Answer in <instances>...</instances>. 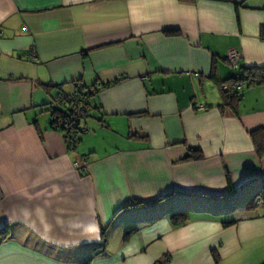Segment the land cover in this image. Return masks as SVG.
Returning a JSON list of instances; mask_svg holds the SVG:
<instances>
[{"label": "crops", "instance_id": "0c3cea01", "mask_svg": "<svg viewBox=\"0 0 264 264\" xmlns=\"http://www.w3.org/2000/svg\"><path fill=\"white\" fill-rule=\"evenodd\" d=\"M261 66L264 0H0V264H264V84L219 86ZM93 86L69 149L56 89Z\"/></svg>", "mask_w": 264, "mask_h": 264}, {"label": "built area", "instance_id": "2783aa9c", "mask_svg": "<svg viewBox=\"0 0 264 264\" xmlns=\"http://www.w3.org/2000/svg\"><path fill=\"white\" fill-rule=\"evenodd\" d=\"M28 57L31 61H38L36 52L31 49L28 52ZM241 55L235 50H229L225 59L233 70L239 67L238 60ZM198 76V73H195ZM245 83H236L234 88L236 91L245 87ZM222 89H227V86L222 85ZM98 90L97 86L88 87L85 90H75L72 92H65L60 87L56 89L57 99L66 107L67 115H54L49 118V123L52 127L61 130L68 141V148L74 149L81 139V135L87 130L86 126L82 123L83 120L90 116V103L89 98L93 96ZM195 95V94H194ZM190 108L193 110H204L206 107L200 103H191ZM74 167L83 173L88 172V162L86 157L80 155L78 161L74 163ZM166 260L163 264H166Z\"/></svg>", "mask_w": 264, "mask_h": 264}, {"label": "trees", "instance_id": "16d2710c", "mask_svg": "<svg viewBox=\"0 0 264 264\" xmlns=\"http://www.w3.org/2000/svg\"><path fill=\"white\" fill-rule=\"evenodd\" d=\"M170 34H175V31H170ZM237 69H240L239 67ZM236 83H245L247 87L264 84V66L261 67H244L241 76L226 79L219 83L222 94L221 107L234 109L235 101L238 98L239 91H236L234 86ZM226 85L227 89H222V85ZM66 108V107H65ZM59 115H67L66 111L60 112ZM54 116V115H53ZM54 128V127H53ZM56 129V128H54ZM58 130V129H57ZM254 138L255 149L258 156L264 154V128H259L251 133ZM258 137V138H257ZM66 139V136H65ZM67 145L68 141L66 139ZM202 157L200 150L188 149V153L183 157V161L190 159H199ZM264 204V189L256 192L249 201V207L255 209L257 206ZM173 223H183L185 216L183 214H175L172 217Z\"/></svg>", "mask_w": 264, "mask_h": 264}, {"label": "rangeland", "instance_id": "374dc122", "mask_svg": "<svg viewBox=\"0 0 264 264\" xmlns=\"http://www.w3.org/2000/svg\"><path fill=\"white\" fill-rule=\"evenodd\" d=\"M259 210H264V208H259Z\"/></svg>", "mask_w": 264, "mask_h": 264}]
</instances>
